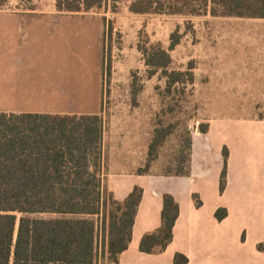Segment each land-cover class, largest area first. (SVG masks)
<instances>
[{
  "label": "crops",
  "instance_id": "1",
  "mask_svg": "<svg viewBox=\"0 0 264 264\" xmlns=\"http://www.w3.org/2000/svg\"><path fill=\"white\" fill-rule=\"evenodd\" d=\"M39 12L0 8V112L71 114L59 106L65 103L73 71L68 67L72 57L64 50L59 54V43H68V34L59 28L66 27L31 17ZM26 16L30 18H22ZM227 17L248 19L254 25L210 53L215 58L209 65L211 78L225 80L228 88L264 79V18ZM206 124V132L198 126L192 131L188 175L139 172L146 153L145 146L134 147L141 142L139 129L133 151L121 145L122 168H114L105 130L103 189L118 202L135 187L143 189L131 242L114 264H175L176 253L186 255L188 264H264V250L258 247L264 243V118L222 116ZM225 149L227 185L221 192ZM166 193L180 207L173 240L162 252H142L143 236L161 227ZM219 208L228 211L222 220L215 215Z\"/></svg>",
  "mask_w": 264,
  "mask_h": 264
},
{
  "label": "trees",
  "instance_id": "2",
  "mask_svg": "<svg viewBox=\"0 0 264 264\" xmlns=\"http://www.w3.org/2000/svg\"><path fill=\"white\" fill-rule=\"evenodd\" d=\"M7 2L0 0V8ZM104 2L56 0V7L61 12H81L100 8ZM130 10L264 18V0H134ZM180 40L177 30L170 49ZM147 43L139 45L146 65L151 74L162 71L169 90L185 80V75L194 80L193 63L188 71H170L171 54L160 43L148 47ZM200 129L206 132L208 125ZM105 130L101 114L0 113V264L119 262L132 239L143 189L135 187L124 202L116 201L103 189ZM169 132L155 129L149 156L158 152ZM191 144L189 139L188 156L181 160L177 174H190ZM227 157L225 149L221 192L227 185ZM147 165L139 172H147ZM196 204L200 206L201 201L197 199ZM36 213L56 216H29ZM179 213V204L166 193L161 227L143 236L142 252H162L169 246ZM227 214V209L219 208L215 215L222 220ZM258 247L264 250V243ZM174 263L188 264L189 258L176 253Z\"/></svg>",
  "mask_w": 264,
  "mask_h": 264
},
{
  "label": "rangeland",
  "instance_id": "3",
  "mask_svg": "<svg viewBox=\"0 0 264 264\" xmlns=\"http://www.w3.org/2000/svg\"><path fill=\"white\" fill-rule=\"evenodd\" d=\"M133 1L105 0L102 7L81 12H59L56 0H10L4 7L38 9L39 16L32 18L66 27L59 28L68 34V43L58 45L59 54L64 50L63 54L72 57L68 67L73 71L66 83L65 103L59 106L71 114L99 112L104 117L106 148L114 168H122L118 163L123 155L119 152L121 145L133 151V139H137L139 129L142 143L136 142L134 147L146 148L141 168L149 163L148 170L153 172L176 173L181 160L188 156L192 131L206 124V120L222 116L264 118V79L247 80L243 87L228 88L225 80L211 78L209 66L211 60L215 61L210 53L218 45L254 24L248 19L210 13H134L130 10ZM177 30L181 40L171 50V37ZM146 40L147 47L160 43L171 54L170 71H188L193 63L194 80L189 81L185 75V80L169 90L162 71L151 74L139 50ZM156 128L170 134L158 152L149 156V138L153 139Z\"/></svg>",
  "mask_w": 264,
  "mask_h": 264
}]
</instances>
